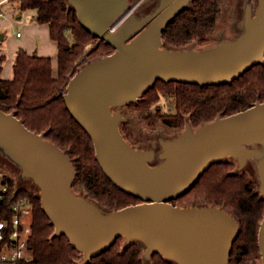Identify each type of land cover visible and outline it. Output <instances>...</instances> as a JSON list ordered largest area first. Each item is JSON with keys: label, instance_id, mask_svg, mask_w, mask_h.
Returning a JSON list of instances; mask_svg holds the SVG:
<instances>
[{"label": "water", "instance_id": "95a60500", "mask_svg": "<svg viewBox=\"0 0 264 264\" xmlns=\"http://www.w3.org/2000/svg\"><path fill=\"white\" fill-rule=\"evenodd\" d=\"M81 26L114 50L79 68L68 80L63 100L74 120L93 142L104 174L119 189L141 199L110 211L72 190L75 168L69 155L27 128L13 111L0 108V148L32 178L42 208L54 226L81 252L76 264L108 249L118 236L139 240L143 256L157 252L177 264H229L239 222L225 208L178 205L212 163L234 157L239 167L257 158L259 193L264 196V101L229 115L217 114L193 129L185 124L174 138H159V162L153 148L129 143L120 131L123 116L112 106L140 98L156 80L198 84L230 82L264 59V0L236 37L203 49L164 46L162 31L191 0H159L147 14H130L112 25L127 0H67ZM253 144L263 147L260 150ZM257 243L264 264V214Z\"/></svg>", "mask_w": 264, "mask_h": 264}, {"label": "trees", "instance_id": "16d2710c", "mask_svg": "<svg viewBox=\"0 0 264 264\" xmlns=\"http://www.w3.org/2000/svg\"><path fill=\"white\" fill-rule=\"evenodd\" d=\"M219 1L191 0L163 29L164 45L182 48L192 39L204 41L214 28ZM18 8L33 10L39 23L48 24L49 35L57 42V75L52 76L49 56L28 54L19 48L12 65V77L4 79L1 70L5 56L0 52V108L6 112L13 110L27 128L43 132L47 140L69 155L75 168L74 192L81 194L79 189H83V195L95 199L105 211L140 202V198L119 189L104 174L91 138L70 115L63 100L67 82L79 67L111 53L114 48L99 40L93 48L87 49L98 38L81 26L76 11L66 0H18ZM160 95L172 99L174 112L162 113L158 107L150 108ZM257 100L264 101V59L232 81L220 84L158 79L140 98L126 104L145 109L141 117L148 124L160 120L168 127L180 129L186 123L194 127L217 114L224 116L243 110ZM120 131L136 146L130 140L133 134L125 123L120 125ZM233 166L231 158L212 163L186 192L171 202L212 204L232 213L240 231L233 241L229 264H240L245 258L259 255L257 233L264 214V196L254 189L246 172L231 171ZM4 176L9 182L10 196L15 183ZM16 194L30 201L32 234L31 258L15 264H75L81 259V252L65 235L52 234L54 226L42 208L39 193L19 187ZM9 199L5 200V206ZM122 238L118 236L108 249L92 257L87 264H177L157 252L145 258L141 241L121 242Z\"/></svg>", "mask_w": 264, "mask_h": 264}, {"label": "rangeland", "instance_id": "374dc122", "mask_svg": "<svg viewBox=\"0 0 264 264\" xmlns=\"http://www.w3.org/2000/svg\"><path fill=\"white\" fill-rule=\"evenodd\" d=\"M66 2L68 3L67 0ZM158 3L159 0H127L128 5L126 10H124L120 14V16L113 21L112 24L114 25V27L116 25H119L130 14L140 16L143 14L150 13L157 6ZM257 4L258 0H220L218 4V14L214 28L209 34H207L206 39L204 41H197L196 39H192L187 46H184L182 48H208L217 45L220 40H229L236 37L244 29V15L247 6H250V9L253 13L257 7ZM68 5L70 4L68 3ZM6 9H16V13L7 16V12H3ZM0 11L4 13L3 16H0V19L6 20L7 25L5 26V29H7L6 31L9 36L15 34L17 30H19L20 32H25V27L27 26V24L32 22V20L34 19L32 17V10H26L25 12L20 11V9L18 8V0H5L0 5ZM20 12L22 14V17L17 19V15ZM98 42L99 40L93 41L90 45H88L87 49L93 48ZM156 107H158L159 111H161L162 113L174 112V104L172 99L166 98L162 95H160L157 101L152 103L150 108L155 109ZM116 110H119L120 114L124 117L123 120L120 122V125L122 123H125L133 134L131 135L130 140L134 142L137 147L153 148L155 150L156 157L153 159V161L150 162L151 164H155L160 160L157 156V152L161 149L158 139L174 138L177 134L181 133L184 128L183 127L178 129L175 127H168L164 125L160 120L155 121L152 124H148L141 117V115L145 113L146 110L138 109L137 107H133L132 105L123 104L111 107L112 112ZM147 110L149 111V109ZM192 128L196 129L197 126H194ZM146 145L150 147H146ZM253 146L259 148L260 150H263V147L259 144H253ZM224 158L233 159L234 166L231 171L246 172L249 179L254 183V189L259 193L258 189L260 186V181L258 176V169L256 166V162L258 161V159L248 158L245 164L242 167H239L234 157L228 156ZM1 175H6L13 179L17 188H26L27 190H31L33 192H39V189L37 185L33 182L32 178L28 176H23L21 174V167L16 162H14L8 155H6L0 148V176ZM79 191L81 192V194L85 195V191L83 189H79ZM87 198L96 203L95 199L89 197ZM198 203L199 202H195L194 204L198 205ZM102 210L105 211L104 209ZM124 241V238H122L121 242ZM79 260H77L76 263ZM146 264L149 263L146 262ZM240 264H262L260 252L259 255L256 257L252 256L243 259Z\"/></svg>", "mask_w": 264, "mask_h": 264}, {"label": "built area", "instance_id": "2783aa9c", "mask_svg": "<svg viewBox=\"0 0 264 264\" xmlns=\"http://www.w3.org/2000/svg\"><path fill=\"white\" fill-rule=\"evenodd\" d=\"M4 1L0 0V5ZM16 188L9 196V182L4 175L0 176V264H15L31 258V205L26 196L16 194ZM8 197L9 204L5 206Z\"/></svg>", "mask_w": 264, "mask_h": 264}, {"label": "crops", "instance_id": "0c3cea01", "mask_svg": "<svg viewBox=\"0 0 264 264\" xmlns=\"http://www.w3.org/2000/svg\"><path fill=\"white\" fill-rule=\"evenodd\" d=\"M26 10L20 11L25 12ZM3 12H7L6 14L9 16L10 14H15L16 9H6ZM3 15L4 13L1 16ZM21 17L22 14L20 12L17 15V19ZM32 17L34 19L27 24L25 32L17 30L15 34L12 33L15 36H9L6 31L7 29H5L7 25L6 20L0 19V52L5 56L2 63L1 77L4 79L12 77V65L19 48H23L28 54L36 53L39 56H49L51 59L52 76L56 77L57 75V42L50 37L48 24L39 23L34 17V11Z\"/></svg>", "mask_w": 264, "mask_h": 264}, {"label": "bare ground", "instance_id": "6f19581e", "mask_svg": "<svg viewBox=\"0 0 264 264\" xmlns=\"http://www.w3.org/2000/svg\"><path fill=\"white\" fill-rule=\"evenodd\" d=\"M113 25V24H112ZM114 26V25H113Z\"/></svg>", "mask_w": 264, "mask_h": 264}]
</instances>
